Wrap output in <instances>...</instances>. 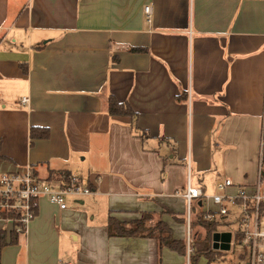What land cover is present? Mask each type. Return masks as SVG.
Segmentation results:
<instances>
[{
	"label": "crops",
	"instance_id": "obj_1",
	"mask_svg": "<svg viewBox=\"0 0 264 264\" xmlns=\"http://www.w3.org/2000/svg\"><path fill=\"white\" fill-rule=\"evenodd\" d=\"M109 96L136 121L110 116ZM263 158L264 0H0V173L30 167L93 190L64 210L40 199L15 244L0 221V264H187L161 234L108 235V218L151 216L193 250L198 204L188 213L175 192L189 182L213 194L230 179L229 194H251ZM229 211L216 224L229 249L211 240L219 256L200 264L237 249ZM233 252L229 264H246Z\"/></svg>",
	"mask_w": 264,
	"mask_h": 264
},
{
	"label": "built area",
	"instance_id": "obj_2",
	"mask_svg": "<svg viewBox=\"0 0 264 264\" xmlns=\"http://www.w3.org/2000/svg\"><path fill=\"white\" fill-rule=\"evenodd\" d=\"M151 12L150 6L144 8L147 23L151 21ZM27 102V98L21 99L22 104ZM59 179L58 183L42 181L30 167L21 172L0 173V221L9 224L13 234L23 236L37 216L40 199L46 198L64 210L67 197L81 199L93 193L88 183L77 176L61 174ZM233 186L230 179H224L216 184L215 193L207 194L188 182L184 191H177L175 195L185 198L188 213L197 203V217L204 223L219 224L229 216V208L236 207L234 244L242 248L241 256H244L246 264H264V187L261 185V172L251 194L244 187L229 194L228 190ZM186 249L190 256L193 250L189 240Z\"/></svg>",
	"mask_w": 264,
	"mask_h": 264
},
{
	"label": "trees",
	"instance_id": "obj_3",
	"mask_svg": "<svg viewBox=\"0 0 264 264\" xmlns=\"http://www.w3.org/2000/svg\"><path fill=\"white\" fill-rule=\"evenodd\" d=\"M133 53H145V48H133L130 49ZM185 99V96H181ZM180 98V97H178ZM108 114L110 116L118 117H130L133 122L136 121L137 114L132 110L128 103H119L117 100L109 96L107 99ZM34 130H31V135ZM48 132L43 130L40 137H47ZM264 165V158L262 159ZM170 212V211H169ZM172 214V213H170ZM152 220L150 216H143L138 221L133 222L130 226H123L114 218L109 217L107 220V233L108 235H119V236H136V235H147L154 236L157 234L162 235L163 246L167 247L171 251L176 252L181 256L186 255V243L181 240H176L172 236L171 229L163 222H157L152 227H147L146 224ZM205 230V237L201 242L194 243L195 249L190 253L189 260L190 264H197L198 259L204 256L209 262L215 260L219 255L217 252L211 249L212 235L216 232V225L212 223H200ZM17 241V235L12 233L10 244H15ZM6 245L4 241L0 240V251Z\"/></svg>",
	"mask_w": 264,
	"mask_h": 264
},
{
	"label": "rangeland",
	"instance_id": "obj_4",
	"mask_svg": "<svg viewBox=\"0 0 264 264\" xmlns=\"http://www.w3.org/2000/svg\"><path fill=\"white\" fill-rule=\"evenodd\" d=\"M19 2H22L23 0H18ZM261 185H262V187H264V176L262 177V181H261ZM151 217V216H150ZM152 221V220H151ZM150 221V222H151ZM149 222V223H150ZM149 223H147L146 224V226L149 224ZM156 224V223H155ZM154 224V225H155ZM200 226V227H199ZM147 227H149V226H147ZM150 227H152V226H150ZM193 227V229H192V231H194V237H193V242L194 243H196V242H201L202 241V239L205 237V230H204V228L201 226V224H199L198 226L197 225H194V226H192ZM228 231H230V229L228 230ZM183 240H184V238H183ZM185 242V241H184ZM236 247H237V249H238V251L239 252H242V248L241 247H239V246H237V245H235ZM193 247H194V249H195V246H194V244H193ZM237 249H235L234 247H233V249L228 253V257L223 261V263L222 264H229V260L230 259H232L233 261H236V256H235V254H234V252H233V250H235L236 252L235 253H239L238 251H237ZM244 251H245V249H244ZM246 252V251H245ZM218 258V257H217ZM216 258V259H217ZM198 264H200L199 263V259H198ZM242 264V263H241Z\"/></svg>",
	"mask_w": 264,
	"mask_h": 264
},
{
	"label": "water",
	"instance_id": "obj_5",
	"mask_svg": "<svg viewBox=\"0 0 264 264\" xmlns=\"http://www.w3.org/2000/svg\"><path fill=\"white\" fill-rule=\"evenodd\" d=\"M230 234L215 232L212 235V248L214 250L227 251L229 249Z\"/></svg>",
	"mask_w": 264,
	"mask_h": 264
}]
</instances>
